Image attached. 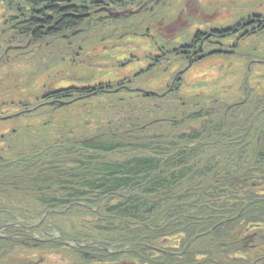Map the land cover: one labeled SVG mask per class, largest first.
<instances>
[{"label": "trees", "instance_id": "trees-1", "mask_svg": "<svg viewBox=\"0 0 264 264\" xmlns=\"http://www.w3.org/2000/svg\"><path fill=\"white\" fill-rule=\"evenodd\" d=\"M2 2L13 5L15 10V13L8 12L4 17H10L9 20L0 25V60L9 63L13 59L9 68L20 67L19 64L26 61V58L20 57L21 53L25 54L24 51L11 48L10 45H22V42H13L15 36L12 34L18 35L19 39H33L40 43L44 51L41 59H59L65 54L63 45L69 43L72 50H69L70 59L66 61L71 67H76L77 63H72L77 61L80 51L86 49L85 37L79 39V34L97 26L123 21L122 26H113L121 30V38L148 36L153 41L152 30L155 27L150 24L146 30L139 27L143 22V10L152 17L156 15L155 9L162 6L156 16L162 21L167 19V14L170 16L172 10H168L167 0H153L151 8L147 7L149 0H74L62 5L46 0ZM97 4L108 5L115 10H123L127 6L131 13L110 17L105 12L100 17V13L96 14L88 8ZM108 6L102 8L112 11ZM258 18L252 16L255 21H250L255 25L247 30L244 26L248 20L241 19L227 28H218L216 32L198 30L182 47L170 49L164 45L159 48V54L145 56L153 65L140 72L134 71L133 78L102 81L99 86L89 88L73 85L46 89L40 97H36L35 105H18L20 111L13 117H23L28 121L36 118L32 114L45 110L44 106L56 112L67 107L73 114L67 134L62 129L63 123H68L69 119L57 112L49 113L45 123L41 122L45 119H39L36 121L40 123L35 125L19 127L20 132L14 130L11 140L4 135L0 137V214L6 217L7 222H16V217L12 215L17 201L14 198L26 200L36 193L40 194L38 204L43 206L47 218L52 213L65 214L79 221H74L72 233L68 235L74 246H46L50 240H33L26 234L17 233L19 230L25 232V227L29 226L26 222L23 224L28 217L24 215L26 211L20 209L23 221L18 227L8 226L3 232L5 236H0V264H9L11 253L19 247L37 250L44 246L50 251L72 253V257H78L82 264L97 261L111 264L121 258L130 259L133 264H146L149 259L163 257L166 251L169 252L164 264H264V96L257 97L261 102L253 109L255 119L252 122L246 119L238 121L237 127L235 122L218 118L222 112L226 115L233 110L242 112L253 103V99L245 96L232 105L223 99L215 101L204 95L202 99L188 97L181 95L184 78L180 75L171 77L163 88H160L163 84L159 82L161 79L154 75L159 73V67L165 61H177L178 64L180 61L184 65L180 64V69H185L189 63L194 65L211 53H218L221 48H210L217 44L212 40L213 34L220 38L239 34L231 46L236 49L242 41L263 35L264 16ZM52 43L57 45L54 52ZM74 51L77 55L72 59ZM167 71L165 67L161 75ZM145 75L149 76L140 81ZM132 81L141 83L138 89L130 85ZM148 81L159 83L158 88L151 90L144 87L143 83ZM252 92L249 95H254L255 91ZM100 93L113 96L115 101L122 103L120 107L115 102L110 105L114 110L118 108L120 120L103 123L100 103L94 104L90 110L85 104L77 106L79 110L70 105L83 101L81 99H99ZM15 104L3 103L0 106V121L8 111L5 106ZM152 108L155 116L147 112ZM211 122L212 128L208 129ZM234 126L238 131H233ZM168 127L176 130L175 133L179 132V142L166 138L162 129ZM214 146L218 147L215 151L220 154L226 152L233 155L228 159L212 156L206 160L210 163L192 161L199 155L213 152ZM114 153H126L131 157L124 163L117 159L107 168L93 163L99 156ZM235 155L238 158L236 162ZM215 160L222 163H216L213 167L217 168L210 169L211 162ZM203 170L207 173L204 174ZM194 175L210 176L209 181L192 186L184 201L187 203L185 206H174V201L183 195L167 192L172 186L170 181L176 186L181 184L183 177ZM137 176L143 180L138 181ZM154 176L158 177L157 182L152 179ZM27 182L29 188L23 187ZM145 184L153 193L148 192L143 198L137 191L144 189ZM161 184H167L163 185L165 194L151 195L160 190ZM95 192L101 194L96 195ZM105 197L117 199L108 211L106 207H100ZM95 217L100 218L99 223L94 224ZM3 223L0 221V227L4 226ZM82 224L88 230L86 233L81 229ZM165 227L167 233L161 231ZM95 229L99 230L97 234ZM173 239L179 243L173 245V251L177 252L174 255L172 248L164 244V241L173 242ZM73 258L68 264H77Z\"/></svg>", "mask_w": 264, "mask_h": 264}, {"label": "rangeland", "instance_id": "rangeland-1", "mask_svg": "<svg viewBox=\"0 0 264 264\" xmlns=\"http://www.w3.org/2000/svg\"><path fill=\"white\" fill-rule=\"evenodd\" d=\"M46 1H55L59 2V5H62L63 3H71L74 0ZM167 1L168 5L170 6L168 10L171 8L172 10L170 16L167 14V26L164 28H162L164 22L161 20V18L158 17L156 19V16L160 13L162 6L158 9H155L156 15L152 17L150 14H146V10H143L142 12L143 22L139 27L140 29L146 30V26L149 27V24L151 26L153 25L152 28L155 27L154 30H152V33H154L153 41L150 40L148 36L139 37L131 35L121 38V30H117L113 26H122L124 23L123 21L113 22L114 25L109 23L105 26H97L94 27V29L86 30V32L83 34H79V39L80 37H85L86 44L84 46L86 49L84 51H80L79 55L77 56V61L72 63H77L76 67H71L66 61V59H70L68 54L69 50H72V48L68 46L69 43L65 42L63 45L65 47V54H63L59 59L52 60L53 58L50 59L47 57H43V59H41L44 51L40 43L32 41L33 39H30L29 41L26 38L19 39L18 35L12 34L15 36L13 41L14 43L17 41L22 42L23 48L21 47V50L24 51L25 54L21 53L20 57L26 58V61H22V63L19 64L20 67L15 66L9 68L8 66H11L14 62L13 59H10L9 63H7L5 60H0V106L3 103L11 105L16 103L14 106H5L7 107L8 111L6 115L2 116V118L6 119L0 121V137L2 138L4 135V138L11 140L14 130L15 132H20L18 129L19 127H24V125L27 124L35 125L36 123H40L36 121L39 119H45L41 121L42 123H45L49 113L55 114L57 112L62 113L65 119H69L68 123H63L64 127L62 129L65 134H67L70 129L69 126H71L70 117L73 114V112H71L70 109H67V107L63 108L61 112L59 110L56 112L48 106H44L45 110L40 109L38 114H32V117L36 116V118L29 121L23 119V117L14 118L13 115L19 113L20 109H18V105L24 103L35 105L37 102L36 99L40 97L46 89H56V87L60 86L67 87L73 85L77 87L80 86L89 88L90 86H99L102 81H122V79L133 78L131 75L134 71L138 72L139 70L140 72L148 68L150 65H153V62L149 61L150 58L148 56L159 54L161 52L159 48L164 47V45L170 49L182 47L187 43V41L192 39L198 30L205 31L208 29L227 28L231 24L240 21L241 18L250 16L251 14L261 15L258 16L259 18L264 16V0ZM149 2L147 7L151 8V2L153 3V0H149ZM107 6H99L97 4L94 8H88L94 10L96 14L100 13V17H103L104 15L101 13H105V11L102 9V7ZM119 11H123V15H128L131 13L130 8L128 9L127 6L123 10H115L112 8L111 12L117 13ZM8 12L15 13L13 5L9 6L6 2H2V0H0V25H2L1 22L9 20L10 17H4L6 14H8ZM106 14H108L110 17L120 16H112L109 12H106L105 15ZM144 18H146V20ZM152 21H154V23L151 24ZM1 33L2 32L0 31V41L2 40ZM237 36L239 37L240 35L236 34L235 37L220 38L213 34L211 36L212 40L217 44L211 45L210 48H221L219 52L213 54L211 53L204 60H200L198 63L190 65L188 68H186L187 71L184 68L180 69L182 63L179 60L178 61L181 65L178 64L177 61H165L163 65L159 67V73H154V75L161 79L159 82L163 83L160 85V88L165 87L166 82L171 77L178 74L184 78V81H182L181 95L188 97L197 96L198 99H202L204 95L205 98L209 97L213 100H217V98L218 100L223 99L225 102H228L232 105L234 102L243 100L245 96H247L248 98L253 99L252 104H249L242 112L233 110L227 113V115L225 112H222L218 120L223 121L228 119L230 122H235L237 124L238 121H245V119L249 122L255 119V112H253V109L255 110L257 104L261 102L257 97H260V95L264 96V33L263 35L252 36V38L242 41L239 45L240 47L236 49L232 48L231 46H233L236 42ZM51 48H53L52 51L54 52L55 49H57L56 43H52ZM73 53L72 59L77 55L76 51ZM146 55H148L147 58H145ZM25 63H28L32 66L22 65ZM165 67L168 68V71L162 76L161 73H163L162 71H164ZM147 76L149 75H145L140 79V81L146 80ZM140 84V82L136 81H132L130 83L134 89H138ZM158 85L159 83H156L155 81L143 83L144 87L151 90L157 89ZM250 89L255 91L254 95H249L252 92ZM100 94L101 95L99 99H81L83 101H80L76 104L71 103L70 105L71 107H74V109L79 110L77 106L85 104L87 105V109L90 110V107H92L94 104L100 103L99 105L102 106L100 113L103 123L111 121L112 119L120 120L121 118L117 113L118 108L114 110V107H111L110 105L115 102L119 104L118 107H120L122 103L120 104L119 100L115 101L113 96L104 93ZM128 98L130 97L128 96ZM215 107L218 108L216 103ZM147 112L154 113V116L156 115L154 108L147 110ZM256 116L259 118L257 114ZM74 117L77 118V113L74 114ZM123 118L127 119L124 116ZM105 127L106 125L103 128L105 129ZM237 127H232L233 131H238ZM210 128H212V122L208 129ZM162 130L164 131L166 138H169V140L171 139V142H179L178 131L175 133L176 130H172L171 127L163 128ZM41 142L42 141L40 140L39 143ZM214 147L215 148L213 149V152L209 153L205 151V154L199 155L198 158L193 159L192 161H196L197 164H202L203 162H209L206 160L212 156L228 159L231 157V155H233L226 152H224V154H220L218 151H215L218 150V147ZM130 157L131 156H128L126 153L124 155L114 153L113 155L99 156L94 160L93 163H95L97 167L107 168L111 166L110 163H113V161L117 159L124 163L126 160H130ZM237 160L238 158L235 155L234 162ZM216 163H222V161L215 160L214 163L211 162L212 165L210 169H216L217 167H213V165ZM203 172L204 174L207 173L205 170H203ZM137 177L138 181L143 180L141 179V176ZM184 177L181 179V184L176 186L170 181V185L172 186L170 187V191L167 192L176 193V195H183L174 201V206H185L187 203L184 201L187 200L188 194L191 193L190 191L193 189L192 186L200 182L207 183L209 181L207 179L210 176L204 175V177H201L194 175L191 178L189 176L188 178ZM152 179L157 182L158 177L154 176ZM148 184L144 185V189L137 191L143 198H146L148 192L153 193L147 187ZM163 185L161 184L160 190H158V192L151 195L161 196L165 194L163 190L166 188H163ZM23 187L29 188L28 182L25 183ZM153 187L154 185L151 186V188ZM95 193L96 195L101 194V192ZM39 195L40 194L35 193L32 197H29L26 200L17 199V197L14 198L17 201L13 206L12 215L16 217V222L14 223L18 224L7 222L6 217L0 214V221L4 222V226L0 227V236H5L3 232L8 226L14 225L18 227L20 225L19 223L23 221V211L21 210H25L26 212L24 215L28 217V219L24 221L23 224L26 222L29 226L25 227V232L19 230L17 233L21 235L26 234L28 238L33 240H50L46 242V246H51L52 244H66L69 246H74L75 243L73 244V242L68 239V235L72 233L71 230L75 224L74 221L78 222L79 220H77L74 216L69 217L65 216V214L55 215L53 213L47 218V214L45 210H43V206L40 203L38 204ZM102 200L100 207H102V209L106 207V211H108L110 205H115L117 202V199L115 200L107 197L103 198ZM40 212L41 214L39 216ZM95 218H97V220H94V224L97 222L99 223L100 218ZM5 222L7 223L5 224ZM86 227H89V222H87ZM81 229L85 233L88 231L84 227V224H82ZM98 231V229H95L94 233L97 234ZM161 231L167 233V227L162 228ZM89 233L93 234L91 231ZM111 239H113V237H111ZM164 244L172 248L171 252L173 251V245H179V243H176L175 239H173V242L164 241ZM112 251L113 253L115 252L114 250ZM168 252L169 251L163 253V257L161 256V258L158 257L152 260L149 259L148 262L146 261V264H164V258L167 257ZM174 253L177 252L173 251V255ZM71 258H73L72 253H66L63 250L50 251L46 249L45 246L37 250L19 247V249H16L11 253V262L9 264H68L70 263ZM129 261L130 259L121 258L119 261H113L110 263L133 264L131 261ZM73 262L82 264L80 263V259H78V257L73 258ZM94 264H106V262L97 261L94 262Z\"/></svg>", "mask_w": 264, "mask_h": 264}, {"label": "flooded vegetation", "instance_id": "flooded-vegetation-1", "mask_svg": "<svg viewBox=\"0 0 264 264\" xmlns=\"http://www.w3.org/2000/svg\"><path fill=\"white\" fill-rule=\"evenodd\" d=\"M252 14L250 15V16H246V17H243L242 19H244V20H248L247 22H246V25L244 26V29H249V28H251V26L252 25H255L254 23L252 24V22H253V20L254 19H252ZM250 19H252V22L250 21ZM258 19H260V18H258ZM255 21V20H254ZM11 46V48H14L15 50H20L21 49V47L23 48V45H10ZM14 56L16 57V54H14Z\"/></svg>", "mask_w": 264, "mask_h": 264}]
</instances>
